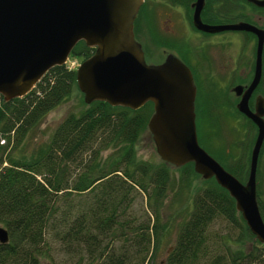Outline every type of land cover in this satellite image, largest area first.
<instances>
[{
	"label": "trees",
	"instance_id": "16d2710c",
	"mask_svg": "<svg viewBox=\"0 0 264 264\" xmlns=\"http://www.w3.org/2000/svg\"><path fill=\"white\" fill-rule=\"evenodd\" d=\"M162 1L191 12L195 0ZM239 4L264 13L246 0H206L201 16L215 24L249 21L231 16ZM220 16L225 19L217 20ZM93 52L81 41L72 55L86 59ZM75 86L74 69L54 66L25 96L7 102L0 96V224L9 237L0 243V264H40L42 257L59 254L73 260L67 264H143L157 239L159 209L175 178L168 164L137 156L151 103L137 110L101 101L86 104L79 114H68L48 141L29 152L23 148L29 133ZM108 150L111 154L103 157ZM179 170L182 183L191 184L198 175L191 163ZM204 182L165 264H264V244L249 231L234 199L214 180ZM138 192L147 196L151 226L141 222L134 228L131 209ZM258 204L264 220V204L260 199ZM218 218L226 220L230 236L224 250L210 255L207 230ZM247 242L251 246L245 248Z\"/></svg>",
	"mask_w": 264,
	"mask_h": 264
},
{
	"label": "water",
	"instance_id": "95a60500",
	"mask_svg": "<svg viewBox=\"0 0 264 264\" xmlns=\"http://www.w3.org/2000/svg\"><path fill=\"white\" fill-rule=\"evenodd\" d=\"M264 7V0H247ZM144 0H0V96L4 101L25 96L54 66H62L78 42L94 48L75 71L76 85L86 104L95 101L137 110L153 104L147 121L160 159L180 168L193 164L202 179L213 178L235 201L255 240L264 244V221L256 170L264 140V99L251 112L247 99L260 80L264 29L239 21L207 24L201 19L205 0L191 7L193 26L205 33L246 31L256 35L255 75L238 110L258 127L248 178L242 183L198 143L194 102L196 86L190 69L169 53L159 64L146 62L134 23ZM0 226V243L8 242Z\"/></svg>",
	"mask_w": 264,
	"mask_h": 264
},
{
	"label": "rangeland",
	"instance_id": "374dc122",
	"mask_svg": "<svg viewBox=\"0 0 264 264\" xmlns=\"http://www.w3.org/2000/svg\"><path fill=\"white\" fill-rule=\"evenodd\" d=\"M237 11L233 12L231 16L233 14L244 15L249 22L254 23L256 26L262 24L260 18L263 17L264 13L255 11L247 5L244 6V4H239ZM189 16H191V12L187 11L185 7L173 6L162 0H146L135 23L136 39L143 47L147 63L159 64L169 53H172L189 67L194 74L197 88L195 111L199 145L213 158L216 159L217 157L216 160L224 168H228L227 164L231 162V157L228 150H225V144L234 141L236 145L231 146L230 152L232 151L234 154L232 159L236 161L233 160L231 164L243 165L245 161L248 162V154H250L256 136V129L249 122L240 125L235 123L230 114L231 111L224 110L228 115L223 118L222 108L219 104L213 106L212 102L214 98L217 99L218 94L222 95L221 86L218 85L215 76L226 72L232 63H236V71L244 70L246 63L248 64V59H254L255 40L240 31L204 34L192 27L188 20ZM222 19L225 18L220 16L217 20L223 21ZM234 20L237 19L232 21ZM203 21L211 24L216 23L213 19H203ZM82 60L83 57L81 56L71 55L69 65L76 70V66ZM221 67L224 68L223 71ZM86 107L83 94L75 86L71 94L60 105L52 109L41 123L29 133L23 148H26L29 152L33 147L48 141L56 126L68 114H79ZM227 126L231 127V135L226 132ZM136 150L139 159L150 161L154 165L162 162L148 130L139 138ZM111 152L112 150L104 152L103 157L110 155ZM262 154L259 170L257 169L256 181L258 198L264 204V149ZM225 158L229 160L226 161ZM169 167L174 173V184L159 209L158 236L157 239L154 238V244L150 246L151 249L143 264H165V260L177 237L179 227L188 217L192 197L198 189L205 185L204 179L199 175L192 177L191 184L182 183L180 181L182 177L180 170L172 166ZM242 179L245 181L246 176H243ZM147 203L148 199L145 194L136 193V202L131 209V214L135 216L134 228H138V224L141 222L145 225L149 223L150 226L153 223V216ZM0 226L2 225L0 224ZM228 228L226 220L221 218H218L209 226L207 230L209 240L207 243L210 255L225 249V244L228 243L227 238L230 236ZM236 233L237 231H234L233 235H236ZM244 246L248 248L251 243L247 242ZM143 255L144 253H142ZM72 261L59 254L52 258L42 257L40 264H67Z\"/></svg>",
	"mask_w": 264,
	"mask_h": 264
},
{
	"label": "flooded vegetation",
	"instance_id": "af4514ba",
	"mask_svg": "<svg viewBox=\"0 0 264 264\" xmlns=\"http://www.w3.org/2000/svg\"><path fill=\"white\" fill-rule=\"evenodd\" d=\"M252 60H251V58L248 59V64L246 63V67L242 71H236L235 70L236 63H232L231 67L228 68V70L226 72L221 73V74L219 73L221 76L219 74L217 76H215V80H217L218 85L221 86L222 95L218 94L217 99L214 98L212 104H213V106H217L219 104V106L222 108L223 118H226V116L228 115L224 112V110H228L229 112L231 111L230 114L234 118L235 123H237L238 125H240L242 123L246 124V122L251 123L252 126L256 129V136H255V139H256L257 133H258V127L256 126V124H254V122L250 118H248L245 114H243L242 112H240L238 110V104L241 102L242 97H244V95L247 93V90L249 89V86L251 85L253 78H254V75H255V62H256L255 55H254V59H252ZM221 69L223 71L224 68L221 67ZM196 92H197V90H196ZM262 99H264V56H263V52H262V66H261L260 80H259L258 84L256 85V87L249 93V96L247 99V104H248V107L251 110V112H256L257 100H262ZM195 102H196V99H195ZM230 128L231 127L227 126L226 132H228L229 135H231V133H232V130ZM227 137H229V136H227ZM255 139H254V142H255ZM254 142H253L252 147L250 149V154H248V162L245 161V163L243 165H240L237 163L231 164L234 160V159H232V157H234V154L232 153V151L230 152V148H231V146L233 147L234 145H236V143L234 141L233 142H227L228 145L225 144V146H226L225 150H228V153H230L229 155L231 157V162L227 164L228 168H224V166H222V167L236 177L238 175L242 176V177L248 176L249 168H250L251 151H252ZM263 149H264V140H263V143H262V146L260 149V153L258 156V163H257V169L258 170H259V162L262 159L261 154L263 153ZM216 159H217V157H216ZM225 160L227 161L229 159L225 158ZM246 160H247V158H246ZM234 161H236V160H234Z\"/></svg>",
	"mask_w": 264,
	"mask_h": 264
},
{
	"label": "bare ground",
	"instance_id": "6f19581e",
	"mask_svg": "<svg viewBox=\"0 0 264 264\" xmlns=\"http://www.w3.org/2000/svg\"><path fill=\"white\" fill-rule=\"evenodd\" d=\"M206 9V8H205ZM204 13V12H203ZM196 30V29H195ZM253 36V35H252ZM32 93V92H31Z\"/></svg>",
	"mask_w": 264,
	"mask_h": 264
}]
</instances>
